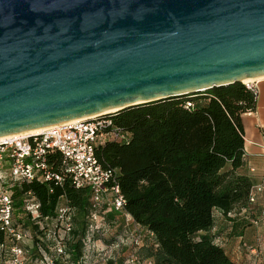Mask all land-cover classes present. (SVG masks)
Wrapping results in <instances>:
<instances>
[{"label": "water", "instance_id": "95a60500", "mask_svg": "<svg viewBox=\"0 0 264 264\" xmlns=\"http://www.w3.org/2000/svg\"><path fill=\"white\" fill-rule=\"evenodd\" d=\"M260 76L264 0H0V136Z\"/></svg>", "mask_w": 264, "mask_h": 264}, {"label": "trees", "instance_id": "16d2710c", "mask_svg": "<svg viewBox=\"0 0 264 264\" xmlns=\"http://www.w3.org/2000/svg\"><path fill=\"white\" fill-rule=\"evenodd\" d=\"M256 97L244 83L235 82L111 114L127 139L99 143L95 153L104 166L117 170L125 209L142 228L139 257L154 264H239L223 246L226 232L230 238H241L243 234L236 232L239 219H247L251 227L264 219V208L253 209L264 189H253L251 178L239 171L244 166L241 116L254 111ZM47 159L51 171L62 174L61 182L35 176L15 185L13 193L18 197L31 192L42 216L54 217L56 208L67 204L83 231L90 210L89 189L75 188L70 176L62 173L58 151L51 150ZM19 199L15 214L21 215L24 226L35 229ZM240 213L244 216L236 217ZM219 219L226 221L224 227L218 228ZM1 237L0 233V243ZM68 247L71 255L65 262L62 253L49 251L46 242L34 236L29 254L34 264H44L43 251L53 264H77L80 242ZM248 249L252 253L256 248Z\"/></svg>", "mask_w": 264, "mask_h": 264}, {"label": "built area", "instance_id": "2783aa9c", "mask_svg": "<svg viewBox=\"0 0 264 264\" xmlns=\"http://www.w3.org/2000/svg\"><path fill=\"white\" fill-rule=\"evenodd\" d=\"M244 84L257 95L253 81ZM186 106L191 103L187 102ZM112 113L64 121L43 127L38 133L0 136V233L4 240L0 243V264H34L29 254L34 236L44 240L49 251L62 253L65 262L71 255L69 244L79 241L77 264H154L152 259L138 255L142 228L125 209L126 200L116 179L117 170L104 166L95 153L99 143L127 139V132L113 123ZM51 150L61 154V171L70 176L74 187L89 189L91 203L83 231L75 225L74 210L67 204L57 207L54 217L42 216L40 203L31 192L18 197L13 193L15 185L35 176L61 182L62 174L49 167L47 156ZM253 189H264V177ZM19 197L21 210L30 215L35 229L24 226L19 221L21 215L15 214ZM253 201L254 195L250 194L249 202ZM116 223L123 229L112 238L109 230ZM42 259L44 264H53L44 251Z\"/></svg>", "mask_w": 264, "mask_h": 264}, {"label": "crops", "instance_id": "0c3cea01", "mask_svg": "<svg viewBox=\"0 0 264 264\" xmlns=\"http://www.w3.org/2000/svg\"><path fill=\"white\" fill-rule=\"evenodd\" d=\"M253 82L257 87L255 109L241 116L244 133V166L239 171L248 175L255 184L264 177V77ZM259 198L264 199V190ZM226 243L223 242V246L227 252L230 251L229 254L234 261L242 258L235 248H228Z\"/></svg>", "mask_w": 264, "mask_h": 264}, {"label": "rangeland", "instance_id": "374dc122", "mask_svg": "<svg viewBox=\"0 0 264 264\" xmlns=\"http://www.w3.org/2000/svg\"><path fill=\"white\" fill-rule=\"evenodd\" d=\"M259 196L253 206V209L264 208V199L261 200ZM60 203H62V200H60ZM242 216H244L242 213L236 215V217ZM246 220L247 219L238 220V228L236 232H241L243 234V236L241 235V238H237V236H233V238H230V235L228 236L226 232L224 236L225 239L228 240L226 241V246H228V248L233 247L238 251L237 253L240 257H242L237 260L239 264H264V219H261V222L257 227H251L250 224H247L245 222ZM225 223L226 221H224L223 219H219L216 221L218 228L224 227ZM122 229L123 227L121 228V225H119L118 223L112 225L109 230V236L112 238L117 236L119 233H121ZM239 240H241V242L243 241L244 245H242ZM248 246H254L256 248L255 251L250 253V249H248Z\"/></svg>", "mask_w": 264, "mask_h": 264}, {"label": "bare ground", "instance_id": "6f19581e", "mask_svg": "<svg viewBox=\"0 0 264 264\" xmlns=\"http://www.w3.org/2000/svg\"><path fill=\"white\" fill-rule=\"evenodd\" d=\"M261 77H264V76H260V77H256V78H248V79H245L243 80L244 83H249V82H252L256 79H259ZM113 111H116V109H113V110H110L108 112H113ZM42 130V128H36V129H32V130H29V131H24V132H20V133H38Z\"/></svg>", "mask_w": 264, "mask_h": 264}]
</instances>
